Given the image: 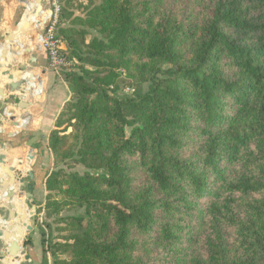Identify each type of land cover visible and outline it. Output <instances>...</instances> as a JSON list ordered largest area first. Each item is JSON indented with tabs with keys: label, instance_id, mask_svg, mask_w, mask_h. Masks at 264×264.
Returning <instances> with one entry per match:
<instances>
[{
	"label": "trees",
	"instance_id": "1",
	"mask_svg": "<svg viewBox=\"0 0 264 264\" xmlns=\"http://www.w3.org/2000/svg\"><path fill=\"white\" fill-rule=\"evenodd\" d=\"M165 1L89 0L86 24L102 37L85 59L96 70L64 74L72 95L48 145L106 173L47 176V209H86L73 217L82 232L51 245L53 264H264V0H214L201 21L161 10ZM120 69L150 90L109 94ZM134 171L148 181L137 185ZM138 234L170 260L143 262ZM189 241L201 248L183 262ZM69 245L70 260L59 258L54 246Z\"/></svg>",
	"mask_w": 264,
	"mask_h": 264
},
{
	"label": "crops",
	"instance_id": "2",
	"mask_svg": "<svg viewBox=\"0 0 264 264\" xmlns=\"http://www.w3.org/2000/svg\"><path fill=\"white\" fill-rule=\"evenodd\" d=\"M52 12V0H0V93L6 85L20 82L16 92H9L0 98V242L4 243L0 250L2 253L12 254V244L8 242L6 234L13 217L19 215L14 198H19L18 186L24 188L25 185L21 182L19 185L18 182L32 179L33 186L30 181L28 186L33 187L35 193L32 194L35 198L38 197V190L44 188L46 175L52 165L48 135L58 114L72 95L63 76L50 67L44 46L46 27ZM15 42L17 47L13 48ZM12 63H19V66L13 68L14 73L8 66ZM5 72H9L13 79L7 78ZM9 95L19 96L18 101L23 100L29 107L25 110L16 109L12 104L7 111L13 109V113L8 114L4 109L7 106L6 97ZM10 168L13 171H9ZM10 193L15 196L12 197ZM13 204L16 209H13ZM4 206L8 208L10 217H5L2 212ZM29 218L28 215L23 225L24 233L29 230ZM35 235V242L39 247V236L37 233ZM19 245L21 246L20 243ZM37 247L35 248L39 250ZM35 254L39 256L38 251ZM14 257L17 260L11 264H17L20 260L18 258H23L18 254ZM7 260L0 254V264H10Z\"/></svg>",
	"mask_w": 264,
	"mask_h": 264
},
{
	"label": "rangeland",
	"instance_id": "3",
	"mask_svg": "<svg viewBox=\"0 0 264 264\" xmlns=\"http://www.w3.org/2000/svg\"><path fill=\"white\" fill-rule=\"evenodd\" d=\"M96 3H99V0H93ZM214 0H166L161 5V10H167L168 12H172L174 15L178 17H182L185 13H192V17L201 21L207 17L209 12L211 11V6H213ZM61 3V21H60V31L62 34H69L71 39L74 41V45L69 47L66 43L67 50L65 52L66 60L68 61L69 65L65 70L56 71L60 76H63L66 73L77 72L80 74L89 77L87 71L94 72L96 68L91 65L89 61L85 58L88 55V47L89 44L94 38H101L102 35L100 33L99 28L96 27H89L86 24V20L88 19V12L92 7V4L89 0H59ZM52 7L54 8V0H52ZM17 47V43L13 44V48ZM82 57V58H80ZM11 70L15 66H19V63H12L8 65ZM11 72H15L14 69ZM8 78V76H7ZM152 85V81H145L141 82L138 76V73L135 69L123 71L120 69L117 73L115 81L108 87L109 94L113 96H117L119 98H130L138 96L141 93L148 92ZM126 88H134L133 92L127 91ZM18 97L14 101L13 106L16 109H20L18 107ZM132 126L127 127V135L129 136L132 132ZM73 127H71L67 134L69 143L75 144V138L73 137ZM48 143V139H47ZM49 147V145H48ZM51 158H52V165L49 167V172L46 175V178L52 171L57 170H65L67 173L77 172L79 174H86V173H98V174H105L106 170L104 168L93 169L86 166L83 163L78 161L79 156H74L70 161H63L61 159V154L55 155L52 153L51 148L49 147ZM190 155V153L186 154ZM133 179L137 185H143L144 182H147V177L145 173L141 171H134L132 173ZM20 178V177H19ZM45 178V180H46ZM28 178V181H25L23 184L25 185L24 188L18 186L17 189L20 191L18 192L19 198H14L17 202L16 205L18 207L19 215H24V217H20L19 215L15 216V226L11 231V235L17 232V227H23L26 223V220L29 218V230L26 233L19 234V240L21 244V248L23 250L22 253H19V257L22 256L23 258H18L20 260L19 264H23L27 262L26 255H34L32 259V264H53L54 263V256L52 254L51 245L55 243H66L68 241L72 242L71 237L75 233H81L82 231L73 226L72 223L73 217L78 216H85L86 209L85 207H80L74 204H62L59 207L54 208V210L47 209V197L49 191L46 189L45 182L44 188L38 190L37 198H35L34 194L35 191L30 189L28 186L29 181L30 185L33 186L34 181ZM21 181L18 182L19 185ZM33 188V187H32ZM31 192V196H27L25 193ZM56 192L54 195L56 197ZM15 196V195H14ZM12 196V197H14ZM60 199V196L59 198ZM62 200V197L61 199ZM25 202H27L25 204ZM19 207L22 208L19 210ZM31 209V210H30ZM25 210V212H24ZM1 212V211H0ZM2 212L6 215L5 217L9 216V211L6 206H4ZM31 212V213H30ZM30 213V214H29ZM197 222V221H196ZM6 223V222H3ZM9 228V227H8ZM7 228V230H8ZM9 231V230H8ZM233 228L228 227V232L230 233L231 237H233ZM43 232H45V239H47V243L44 245L42 243L43 240ZM39 236L40 243L39 247H37V243L35 242L36 235ZM23 236V237H22ZM151 236H154L157 240H159L157 236V232L153 233ZM150 234H138L140 239V244L138 245L139 249L135 253V255L140 257L143 262L153 260V257L156 256L157 258H165L166 260H170L172 254L168 252V248L162 246L163 244L155 243L152 239ZM10 240V237L8 238ZM1 241V240H0ZM9 242V241H8ZM186 246V255L183 257V262L188 260L189 256L192 253L196 252L198 249L197 243L193 241L185 242ZM49 246V248H48ZM190 246V247H189ZM4 247V243L0 242V250ZM37 247L39 250H37ZM46 247V248H45ZM73 248L70 245L68 247L61 246L57 247L54 246V249L57 250V256L62 259H69L73 255ZM193 248V251H192ZM36 249V250H35ZM48 250V252H47ZM35 251H38L37 256ZM47 253V263H44V255ZM8 260L7 262H11L16 257L8 254L7 252L2 253ZM158 264H168L167 262L159 261Z\"/></svg>",
	"mask_w": 264,
	"mask_h": 264
},
{
	"label": "built area",
	"instance_id": "4",
	"mask_svg": "<svg viewBox=\"0 0 264 264\" xmlns=\"http://www.w3.org/2000/svg\"><path fill=\"white\" fill-rule=\"evenodd\" d=\"M60 13L61 3L59 0H54L52 16L46 27L44 46L47 51L49 65L55 71L65 70L69 65L65 56L67 46L59 33ZM126 90L133 92L134 88H126Z\"/></svg>",
	"mask_w": 264,
	"mask_h": 264
},
{
	"label": "water",
	"instance_id": "5",
	"mask_svg": "<svg viewBox=\"0 0 264 264\" xmlns=\"http://www.w3.org/2000/svg\"><path fill=\"white\" fill-rule=\"evenodd\" d=\"M23 28H24V27H22V29H23ZM22 29H21V30H22ZM4 75H7V76L9 77V79H13V76L10 75L9 72H5ZM19 83H20L19 81H16V82H13L11 85H10V84L6 85V86L4 87V89H3V91L0 93V98H2L4 95H6V94L9 93V92H11V93L16 92V91L18 90V87H19L18 85H19ZM16 96H17V95H9L8 97H6V101H5V103H6L7 106H6L5 109H4L5 112L7 111V108H8V107H10L12 104H14V101H15V99H16ZM18 107H19L20 109L25 110V109H27V108L29 107V104H28V103H25L23 100H20V101L18 102ZM7 113H8V114L13 113V109L8 110ZM15 119H16V118H15ZM9 171H13L12 168H10ZM24 181H25V180H22L21 183H24ZM30 189H31V190L33 189L32 186H30ZM10 195L13 196L14 193H10ZM31 195H32L31 192H29V194H27V196H31ZM26 203H27V202H25V204H26ZM26 205H27V204H26ZM13 209H16V205H15V204H13ZM21 209H22V208H21ZM21 209H19V210H21ZM12 212H14V211H12ZM13 214H14V213H13ZM20 217H24V215H20L19 218H20ZM17 232H18L19 234H22V233H23V227H17ZM6 235H7L6 238L11 237V233H10V232H8ZM17 239H18L17 236H15V241H14L13 244H12V254H11L12 256H14V255H16V254H19V253H22V252H23L21 246H20L19 243L17 242V241H18ZM26 259H27V262H24L23 264H31V261H32L31 256H30V255H26Z\"/></svg>",
	"mask_w": 264,
	"mask_h": 264
},
{
	"label": "bare ground",
	"instance_id": "6",
	"mask_svg": "<svg viewBox=\"0 0 264 264\" xmlns=\"http://www.w3.org/2000/svg\"><path fill=\"white\" fill-rule=\"evenodd\" d=\"M15 217H13V219H12V221H11V224H10V228H9V231L8 232H10L11 233V231H12V229L14 228V224H15ZM13 236H19V233H14V234H12ZM15 240V237L13 238V241Z\"/></svg>",
	"mask_w": 264,
	"mask_h": 264
},
{
	"label": "flooded vegetation",
	"instance_id": "7",
	"mask_svg": "<svg viewBox=\"0 0 264 264\" xmlns=\"http://www.w3.org/2000/svg\"><path fill=\"white\" fill-rule=\"evenodd\" d=\"M19 236H20V235H19ZM19 236H17V238H18V239H17V240H18L17 242H18V243H20ZM14 237H15V236L11 235L10 240H9V243L13 244V242L15 241V240L13 241V238H14ZM22 237H23V236H22ZM13 261H14V260H13ZM17 264H19V262H18ZM31 264H32V261H31Z\"/></svg>",
	"mask_w": 264,
	"mask_h": 264
}]
</instances>
